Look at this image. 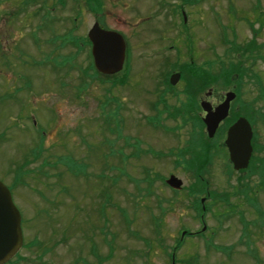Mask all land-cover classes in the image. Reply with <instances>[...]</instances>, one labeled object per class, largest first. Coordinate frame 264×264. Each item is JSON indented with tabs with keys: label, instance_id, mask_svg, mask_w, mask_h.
<instances>
[{
	"label": "rangeland",
	"instance_id": "rangeland-1",
	"mask_svg": "<svg viewBox=\"0 0 264 264\" xmlns=\"http://www.w3.org/2000/svg\"><path fill=\"white\" fill-rule=\"evenodd\" d=\"M103 2L100 14L86 0H0V182L12 190L24 241L12 264H171L181 233L202 227L203 198L205 234L215 230L216 196L236 184L220 166L224 134L205 139L194 119L199 111L194 124L188 119L178 131L175 121L164 132L155 120L172 113L179 104L174 93L190 92L199 78L185 67L220 76L217 63L227 46L219 23L228 40L251 47L243 64L256 76L241 86L240 114L251 101L264 112V0ZM94 19L129 41L125 69L107 83L94 77L85 44ZM181 67L184 83L171 90L166 80ZM229 89L204 87L196 99L212 104ZM253 124L264 144V122ZM199 137L211 157L204 175L195 176L175 162L189 149L185 143ZM169 176L181 180L182 191L165 186ZM180 244L175 264H264V238L259 262L242 251L227 257L204 248L198 238Z\"/></svg>",
	"mask_w": 264,
	"mask_h": 264
},
{
	"label": "flooded vegetation",
	"instance_id": "flooded-vegetation-1",
	"mask_svg": "<svg viewBox=\"0 0 264 264\" xmlns=\"http://www.w3.org/2000/svg\"><path fill=\"white\" fill-rule=\"evenodd\" d=\"M180 3V2H179ZM89 4L91 5V7H95L96 10H99V13L101 14L103 11L101 9L104 8V2L103 0H89ZM44 7L41 8V10H43ZM185 8V5L183 3L179 4V16L182 18L181 21V30H186V26L188 25L186 23L187 19H189V17H185V13L183 11V9ZM161 11V10H160ZM94 23H98L99 26L104 29V30H109L108 28L106 29L104 26H102L99 21L97 19H94ZM218 25L221 26V23H219ZM220 27V31L222 33H226L225 29ZM113 31V30H112ZM225 31V32H224ZM119 34H121V36L124 39L126 48L128 49L129 47V41H127L125 39V36L119 32L116 31ZM187 32V30L185 31ZM184 32V33H185ZM232 34V33H230ZM224 35V34H223ZM226 37V35H225ZM222 39H220L221 41ZM233 42L235 41L234 39L232 40H228L226 38V40H224V42ZM236 42V41H235ZM126 49V50H127ZM241 53L245 54L248 53V49L246 48V46H241L240 49H238ZM129 56V51L127 50V58ZM240 61V60H239ZM243 63H246V60L244 59L243 62H241V65H244ZM126 64V61H125ZM244 67H246V65H244ZM182 69L179 71H173L171 74H179V80L176 83L175 86L171 87V90H174L175 88H178L180 86L183 85L184 83V79L183 77H185L186 75V70L185 68H189L191 70V73L195 74L193 76H199L200 79L199 80V85H198V89L197 91L192 94V92L190 89V92L187 91L186 89H184L181 93L179 94H175L174 96H176L175 99H177V102L179 103L173 110L172 113H168V111L166 112V115L168 116H163L162 114L158 115L157 118V127L161 128V131L168 129L166 122L167 121H175L177 123V125H175V130H177V128H181L185 127L186 124H184L186 122V120H191L192 115L196 114V111H199V117H197L195 115V120L197 121H201L202 120V116L204 115V113L201 112L200 110V104L203 102V100L199 101L198 99H196V97L201 94L198 93V90H200V92H204L202 90V86H204V77L200 76L202 74V72H204V69H197L194 66H187L185 68L181 67ZM170 74V75H171ZM169 75V76H170ZM235 76L238 75H242V76H247L249 75V73L247 72H236L234 74ZM168 76V79H169ZM171 77V76H170ZM191 77V76H190ZM189 77V78H190ZM192 79V78H191ZM192 80H195V78H193ZM235 80H233L231 82V86H234L235 84H233ZM201 87V88H200ZM241 89L239 90H234V88H232V91L237 93V97L234 98V100L232 101V103L229 106V111H228V115L225 118V120L220 124V126L218 128L219 132L224 134V137H226L227 135V130L228 128L241 116L240 115V111H242L243 109V105L241 102ZM224 94L225 92L222 93V96L215 101V103H210L208 101H205L207 103L210 104V108L214 109L216 106H218L219 104H221L223 102L224 99ZM180 97H183L180 99ZM180 99V100H179ZM198 103V105H197ZM200 103V104H199ZM155 105V104H154ZM247 108L245 109V119H247V121L250 123L251 126V130H252V139H251V157H249V163L248 166L246 167L245 170H236L233 169V165L231 164L229 158V153L228 150L223 142V144H220V149L221 151H219V155L224 156L225 155V160L220 162V166H221V170H223L224 173V177L226 179V177L230 178L232 177V175H235L236 180H235V185H229V187L227 188L230 192L225 193L226 196H223L224 194L220 193L217 194L216 196V201L219 205L218 208V217L215 218L216 221V228L214 231H212L211 233L209 232V234H205L206 231V226H205V222L204 221V216L207 214V210L208 208L201 211L202 214H200V223L202 225V227L204 226V229H200V231H195L193 233L191 232H187V235H184L186 237H190V238H198L200 243H203L204 248H213L215 251L219 252L220 254H224L227 257H230L232 254L236 253L237 251H242L244 253H246L248 256H250L251 258L254 259V261H258L259 260V251L261 248H259V244L258 242L260 241V239L264 238V209H263V200H261V197L264 198V169L262 170V167L264 168V158L260 159L258 156L261 154H264V144H261V141L259 139V137L257 136L258 133V129L255 126V129L253 128L252 124L253 121H251V118L253 117V106H252V101L249 102L247 105H245ZM156 108V106L154 107ZM167 117V118H166ZM166 118V119H165ZM263 123V122H260ZM255 125V124H253ZM165 132V131H164ZM262 140V139H261ZM225 141V138H224ZM203 143L202 141H197V142H192V143H185V146L188 144L189 149H186L187 151H184L182 148L181 151V155L182 158H184L183 154L185 152V154L187 153V156H185L188 160L191 159V157L194 158V156H197L195 153V151H201L200 149V144ZM206 145V144H205ZM206 147H208L206 145ZM204 150H206L205 148H203ZM184 151V152H183ZM211 151V147L209 149L208 152ZM207 152V151H206ZM258 155V156H257ZM211 157V154H208L207 159ZM206 159V160H207ZM208 161V160H207ZM208 166L207 163L202 165V169L204 170V167ZM204 175V173L202 172L200 176ZM206 195L208 196V192L206 193ZM227 200V201H225ZM235 200L236 201V205H233L231 202ZM206 201V200H205ZM205 201L203 203H200L201 205L205 204ZM230 202V203H229ZM227 208L223 207V206H227ZM247 215V216H244ZM233 223V225L231 224ZM211 231V230H210ZM235 234V235H234ZM237 234V235H236ZM184 236V237H185ZM208 236V237H207ZM235 237V240H233L234 242H230L228 245H223L227 238L232 239ZM218 241V244L216 245L215 243H213V240ZM259 262V261H258ZM190 263L189 260H184L183 264H188Z\"/></svg>",
	"mask_w": 264,
	"mask_h": 264
},
{
	"label": "water",
	"instance_id": "water-1",
	"mask_svg": "<svg viewBox=\"0 0 264 264\" xmlns=\"http://www.w3.org/2000/svg\"><path fill=\"white\" fill-rule=\"evenodd\" d=\"M87 38L91 43V56L95 71L106 77L114 76L122 70L125 59V44L122 37L116 32L104 31L95 24L88 32ZM170 84L175 85L178 76L173 75ZM225 102L218 106L213 112L208 104H202L207 113L204 117L208 136L213 137L216 127L225 119L228 106L233 100V94H227ZM251 129L248 123L239 119L227 132L225 145L228 148L230 162L233 169H246L251 156ZM167 185L179 190L182 183L170 177L165 181ZM203 202V201H202ZM21 231V218L14 206L8 189L0 182V264H6L20 250L23 244Z\"/></svg>",
	"mask_w": 264,
	"mask_h": 264
},
{
	"label": "trees",
	"instance_id": "trees-1",
	"mask_svg": "<svg viewBox=\"0 0 264 264\" xmlns=\"http://www.w3.org/2000/svg\"><path fill=\"white\" fill-rule=\"evenodd\" d=\"M78 46L81 47L82 45H79V43H78ZM230 47H232V49H234V50L237 49L235 44H230ZM233 54H234L233 52L230 53L232 58L229 59L227 61V63L223 62L220 65L221 68H222L220 70L223 71V72H226L225 75H223V78H222V79L226 80V82H229L230 79L232 78V75L235 74L236 72H242V70H240V64H239L240 61H237V58H233ZM205 77H206L205 78V86H211L216 81L215 79H213L210 76L206 75ZM238 77L242 78V75H239ZM263 99H264V96L261 97V101H263ZM255 115H257L261 120H264V112H263L262 109H255L254 110V117H255ZM200 148H201L200 149L201 151H195L196 152L195 154L197 156H194V158L191 157V159L187 160V165H188V168H189L188 171H191L195 176H200L201 175V166L203 164L207 163L206 159H207L208 153H209V152L207 153L206 150L203 149V148H207L204 143L200 144ZM28 162L29 161H27L25 163V165H28L29 164ZM30 163H32V161ZM67 168H68V170H71V171L75 170V167L72 169L69 165H67ZM196 178H198V177H196ZM191 194L193 195V193H191ZM196 200H197V197H196L195 201ZM33 245H34V242H33Z\"/></svg>",
	"mask_w": 264,
	"mask_h": 264
}]
</instances>
